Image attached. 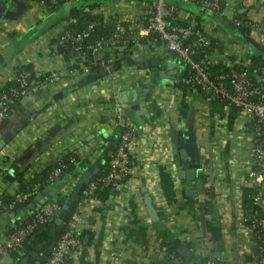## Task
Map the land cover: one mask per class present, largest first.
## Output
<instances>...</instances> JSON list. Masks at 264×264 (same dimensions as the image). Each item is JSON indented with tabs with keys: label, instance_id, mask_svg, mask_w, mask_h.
<instances>
[{
	"label": "crops",
	"instance_id": "0c3cea01",
	"mask_svg": "<svg viewBox=\"0 0 264 264\" xmlns=\"http://www.w3.org/2000/svg\"><path fill=\"white\" fill-rule=\"evenodd\" d=\"M168 1L178 4L214 38L211 63L228 67L231 61L249 60L243 55L253 46L238 43L234 37L241 34L235 28L226 33L217 20L212 22L214 15L202 8L204 0ZM222 1V10L215 15L225 22L231 23L237 12L245 11L253 21L264 24V0ZM67 4L46 8L34 0H0V53L14 48L0 65V86L14 80L20 65H29L39 78L55 77L18 101L0 124V194L14 195L19 190L18 171L24 170L28 180L34 170L71 150L78 154V169L83 172L105 146L101 140L111 137V130H120L115 105L122 93L139 86L148 74H156L161 84L154 83L147 100L150 119L144 117L140 129L127 118L138 128L131 148L135 159L131 176L112 197L110 188L105 200L97 197L91 209L86 205L82 222L84 228L94 229L95 236L85 250L72 255L71 264H174L164 243L166 231L185 241L194 257L212 252L216 264H255L246 258L256 239L241 206L243 187L256 185L249 177L256 169L251 153L255 133L249 116L218 101L208 103L198 89L187 87L181 59L162 44L142 43L119 51L105 48L94 56L106 57L109 52L106 58L118 60V65L109 71L103 67L84 70V57L57 50L56 37L74 8L69 3L66 13ZM250 35L257 38L253 31ZM179 144H185L191 161L203 164L192 183L178 173ZM70 179L64 176L51 185L58 190ZM261 190L264 196V180ZM145 192L151 195L166 231L155 226ZM38 202L36 196L28 204L1 213L0 240L29 217L31 203ZM220 240L222 245L215 247ZM192 260L189 264H195ZM16 261L13 254L0 257V264Z\"/></svg>",
	"mask_w": 264,
	"mask_h": 264
},
{
	"label": "built area",
	"instance_id": "2783aa9c",
	"mask_svg": "<svg viewBox=\"0 0 264 264\" xmlns=\"http://www.w3.org/2000/svg\"><path fill=\"white\" fill-rule=\"evenodd\" d=\"M34 1L43 4L46 8H54L62 3L77 6L81 0ZM116 1L106 0L96 6L85 5L86 12L100 13L101 20L94 18L86 26L77 30L69 27L76 18L67 17L56 37V44L66 45L72 53L84 57L86 61L83 63V68L86 71L95 67H103L108 71L114 68L112 58L94 56L95 52L103 51L107 47L113 49L124 47L133 50L142 43H154L162 44L165 49L173 51L179 56L187 71L184 76V84L187 87L198 89L208 103L220 100L225 106L236 108L249 116L255 133L251 153L256 165V169L250 171L249 177L256 185L262 184L264 180V66L260 67L262 76L258 81L247 67L250 63L249 58V60L238 61L244 65L237 66L234 61H231L227 70L213 74L210 69L212 36L195 19H189L178 4L168 0H144L140 4L136 0H127L126 3L121 2L122 0L120 3ZM222 3L221 0H204L202 8H206L210 13L218 14L223 8ZM128 4H132L134 9L119 10L121 6ZM234 19L237 25L250 27V32L253 31L258 40L264 41L263 23L253 21L248 16L247 18L238 16ZM101 21L104 27H111L110 32L103 34L98 31ZM54 79L52 75L39 78L30 68L20 65L13 84L0 90V124L8 118L18 101L45 82ZM124 106L123 102L117 101L115 105L116 122H119L124 115ZM121 131L119 142L108 160L107 169L103 173L95 174L88 182L56 244L40 264H62L68 254L85 250L87 245L81 236L84 229L82 218L84 212L87 211L86 205H89L91 209L97 201V197L94 196L95 190L100 185L121 190L130 178L135 165L131 148L136 142L138 128L135 123L126 121ZM72 159L76 161L74 157ZM62 171V165L53 168L48 176L49 185L59 180ZM77 179L78 176L77 178L71 177L70 182L62 185L57 192L68 198ZM41 187V182L31 184L15 193L11 200L0 196V214L11 212L17 208L18 204H26L33 200L41 191ZM254 202L264 203L262 192L256 195ZM63 206L56 197H48L39 207L32 208L30 216L17 224L0 240V257L23 250L25 242L35 230L48 219L62 212ZM254 216L252 224L248 226L257 240L264 234V218ZM244 219H247L245 213ZM259 249L262 254L257 264H264V242L260 244ZM169 256L174 264H185L184 257L176 252L170 251ZM216 262L211 252L206 257V264H216Z\"/></svg>",
	"mask_w": 264,
	"mask_h": 264
},
{
	"label": "water",
	"instance_id": "95a60500",
	"mask_svg": "<svg viewBox=\"0 0 264 264\" xmlns=\"http://www.w3.org/2000/svg\"><path fill=\"white\" fill-rule=\"evenodd\" d=\"M77 7L78 6L76 5L74 6V8L76 9ZM72 10L73 8L70 10V12ZM214 20H217V26L223 29L226 33L233 31L234 26L230 25V22H225L223 18L219 17L218 15L213 16L212 22H214ZM234 39L242 45L251 44L253 47L261 50L264 53V45H262L256 38H254L250 34H244L241 37L236 36L234 37ZM13 49L14 48L12 46L11 48H8L0 53V65L3 64L5 62V59L12 54ZM156 82L158 84H161V80L156 79V74L154 76L148 74L143 81L139 82V86H132L130 89H128V94L127 92L122 93L123 96L120 97V101L125 103V106L123 108L124 115L121 117L120 122L118 123L119 128L123 127V124L127 121V118H131L135 120L140 129H142V126L144 125L142 119H144V117L150 119L151 116L149 108L147 107V100L149 93L151 92V88ZM121 132V129L117 131L111 130L112 136L104 137L101 140V142L105 144L102 151L83 172L77 174L78 179L63 206V211L50 218V220H53V225L51 227V233L48 240L45 243L41 244L39 248L30 250L28 253L24 254L15 262V264H40L49 255L53 246L56 244L66 222L69 220L72 211L88 182L93 178L95 174L100 172L104 164L110 159L111 155L113 154L119 142ZM178 148L180 149V156H177L179 162L178 173L183 181L192 183L199 175V171L203 167V164L191 161L187 154L185 144H179ZM143 189L145 190V188ZM48 190H50L49 196H53L57 191V187L51 184L47 185L43 189V191L37 195V197L39 198L38 204L31 203V206L33 208L39 207V205L49 197L44 196V192H47ZM114 192L115 189L111 188L110 197L113 196ZM144 198L147 205V210L152 220L154 221L155 226L159 230L163 229L165 226L164 221L161 218L157 208L155 207L151 195L148 192H145ZM34 237L35 235L33 234L31 238ZM84 241L85 244H88V234L85 236ZM222 243L223 241L220 240L219 243L215 244V247H218V245H222ZM170 244L172 247L176 248L177 251L180 252L184 257L185 264H189L191 262L192 258L195 255V252L185 241H183L179 237H174L170 240ZM201 263L202 259L199 258L195 264ZM217 264L223 263L218 262Z\"/></svg>",
	"mask_w": 264,
	"mask_h": 264
},
{
	"label": "trees",
	"instance_id": "16d2710c",
	"mask_svg": "<svg viewBox=\"0 0 264 264\" xmlns=\"http://www.w3.org/2000/svg\"><path fill=\"white\" fill-rule=\"evenodd\" d=\"M103 0H81L78 4H77V9L73 8V10L68 14L67 17L69 16H74L76 18V20L74 22H72L69 27L72 30H77L79 28H83L84 26H86V24L89 23L90 20L97 18L98 20H101V14H92L89 12H86L84 10V6L85 5H90V6H96L98 5L100 2H102ZM190 1V0H187ZM192 1V0H191ZM221 2H223L221 0ZM224 5V3H222V6ZM221 12V11H220ZM219 12V13H220ZM212 15H215L213 13H210ZM242 17V18H247V14L245 11H239L237 12L231 23L233 24L235 31L240 33L241 36H243L244 34H250V27L248 26H241V25H237L235 23V17ZM109 26V25H108ZM111 27H107V26H103V23L101 21V23L98 25V31L102 32L103 34L110 32ZM243 34V35H242ZM216 42L214 40V38L212 37V46L215 45ZM107 48H111V47H107ZM113 49V48H112ZM57 50L64 53V54H71L72 52L70 51V48L66 45H57ZM115 51H119V48H114ZM108 53L105 55L106 57H108ZM93 56V55H91ZM243 56H248V58L250 59V63L247 65V67L251 70V72L253 73V76L255 78V80H259V78L262 76V70L260 69L261 66H264V53L253 47V50H250L248 48H246L244 55ZM104 57V56H102ZM105 57V58H106ZM100 58V57H98ZM118 60L113 59L114 64L117 66L118 65ZM6 62V60H5ZM4 62V63H5ZM3 63V64H4ZM235 65H244L241 62H237L234 61ZM22 66H26L29 68V65H22ZM20 67V66H19ZM210 69L212 71L213 74H216L218 72L227 70L228 67L227 65H224L222 63H211L210 64ZM186 70H184V74H186ZM14 80L12 81H8L6 84L0 86V90L2 88L8 87L9 85L13 84ZM149 93V96L150 97ZM218 102H221L222 104H224V102L220 101V100H215ZM225 105V104H224ZM121 130L123 129L120 128ZM75 158V160H73L72 158ZM79 156L76 153L75 150H71L65 154H63V156L59 159L56 160L55 162H51L48 165H45L44 167H40L38 170H34L31 175L29 176L28 180H26L25 177V171L24 170H20L18 171L16 174V177L18 179L19 182V190H23L25 189L27 186L34 184L36 182H41V191L47 186L49 185V180H48V176L50 174V172L53 170L54 167H56L57 165H62L63 167V171L61 173L60 178H63L64 176H70V177H75L78 176L77 174L80 173L79 169H78V163H79ZM108 166V161L104 164L103 168L100 170L99 173H103ZM98 174V173H97ZM59 178V179H60ZM112 188L111 186H107V185H100L98 186V188L95 190L94 192V196L95 197H101L102 199H106L108 196V190ZM18 190V191H19ZM17 191V192H18ZM261 184L260 185H246L243 187V193H242V199H241V206L243 208V211L245 213V215L247 216V219L245 220V222L247 223V225L252 224L253 221V216L255 214V218H257L258 216H261L264 218V207L263 204H258L254 202V198L256 197V195H258L259 193H261ZM16 192V193H17ZM40 192H38L36 194V196L39 194ZM82 195V194H81ZM0 196H3L6 200H11V198L14 195H7L5 193L0 194ZM51 198H57L62 205L65 204L67 198L61 196L58 192H56L53 196H50ZM82 197V196H80ZM31 201V200H30ZM29 201V202H30ZM29 202H27L26 204H28ZM23 204H18L17 207L21 206ZM25 205V204H24ZM53 225V220L48 219L45 223L41 224L34 232L35 237L31 238L32 235L30 236V238L25 242L24 247L22 248L24 253L21 254L20 252H15L13 255L14 257L18 260L20 257H22L24 254L28 253L30 250L33 249H37L41 246V244L45 243L51 233V227ZM211 228L214 230L213 232L217 231L216 227H212ZM12 230V229H11ZM10 230V231H11ZM161 231H166L165 228H163ZM89 235V243L88 245L92 242V239L94 238V229L93 228H84L83 231L81 232V236L83 238V240L85 239L86 235ZM164 243L166 244L167 248H169V251H174L177 254L181 255L180 252H178L175 248H173L170 243L169 240L172 239L175 235L171 232L166 231V233H164ZM263 237V239H262ZM262 237L256 240L253 252L251 254H249L246 258L247 260H253L255 262V264L258 263L259 259H260V255L262 254V252L259 249V246L261 243L264 242V234L262 235ZM191 245V244H190ZM192 246V245H191ZM87 247V246H86ZM73 254L70 253L67 255L65 261L62 264H71L72 263V259H73ZM182 256V255H181ZM201 258L202 259V263L201 264H206V256L203 255H196L193 260L192 263H196V261ZM15 264V263H14Z\"/></svg>",
	"mask_w": 264,
	"mask_h": 264
},
{
	"label": "rangeland",
	"instance_id": "374dc122",
	"mask_svg": "<svg viewBox=\"0 0 264 264\" xmlns=\"http://www.w3.org/2000/svg\"><path fill=\"white\" fill-rule=\"evenodd\" d=\"M103 1H106V0H103ZM108 1H115V0H108ZM70 4L68 3L66 6H65V12L66 13H68L69 12V10H70ZM248 49H250V50H253L251 47H247ZM1 65H3V64H1ZM57 192V191H56Z\"/></svg>",
	"mask_w": 264,
	"mask_h": 264
}]
</instances>
